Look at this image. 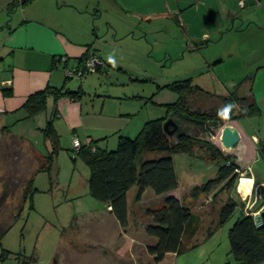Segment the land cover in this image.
<instances>
[{"label": "rangeland", "instance_id": "obj_1", "mask_svg": "<svg viewBox=\"0 0 264 264\" xmlns=\"http://www.w3.org/2000/svg\"><path fill=\"white\" fill-rule=\"evenodd\" d=\"M261 3L260 8L252 7L250 12L254 13L250 17L253 22H246L243 31L215 38L216 42L209 45H205V40L201 38H194L196 40H192L198 43V48L194 50L190 49L193 44L191 38H187L172 21L165 19L148 24L147 19L138 21L118 11L101 15L94 14L93 9L89 11L90 16L86 13L82 18L78 15L70 17L64 8L53 14L52 19L60 24L58 29L67 34L84 36L88 33L91 36L94 27L97 28L93 38L72 39L94 42L99 54L110 56L115 63L127 68L128 71H122L114 65L107 71L89 72L67 82L74 88L81 85L92 95L97 92L104 99L108 98L105 111L110 109V101L119 106L118 111L137 104L139 113L126 116L129 121L119 126L120 133L134 137L143 127L141 124L135 128V122L142 115L145 117L147 113L151 117L157 111L148 98L160 90L159 86L176 80L192 78L194 83L216 95H225L235 86L237 92L244 95L248 89L244 83L247 80L251 82L256 101L262 106L264 67L257 69L264 65V0ZM30 4L33 8L38 3ZM21 12L20 6L12 10V14L17 13V18L21 17ZM134 21L136 23L133 24ZM111 23L116 26L112 27ZM229 47L241 49L244 57L235 58L227 54L229 58L218 62V55ZM0 68L2 72V62ZM125 96L136 99L128 100ZM192 104L201 110L211 107L223 109L222 100L216 96H193ZM261 109L259 114L237 119L244 132L250 136L257 135L263 145L261 147L256 142L257 155L254 157L252 154L247 168L240 169V177L252 174L256 178L255 189L250 196L244 197L240 193L239 178L236 188L220 193L217 201L212 199L213 192L192 198L189 195L191 189L213 178L217 166L204 156V150L199 145L194 147L192 154L173 155L178 177L176 195L192 205L201 223L192 241L197 244L195 247L180 255L167 253L160 263L155 262L148 251L149 245L156 240L146 233L145 228L152 222L146 209L159 207L163 195H155L147 188L138 199L134 187L128 196L129 223L127 227H122L107 210V204L89 194L87 179L90 171L84 161L76 157L75 136L70 131L60 134L51 170L38 171L35 175L36 190L32 201L25 203L17 218L26 180L38 168L43 154L28 140H20L12 133H0V234L10 227L1 240L0 254L2 248L7 249L10 252L8 260L14 262L15 257L23 253L35 259L31 264H242L229 254L228 230L238 216L251 213L264 199V157L261 154L264 152V108ZM23 112L17 114L15 111L8 116L3 113L5 124L11 125L14 134L31 139L38 149L46 153L44 134L32 126L26 111ZM183 126L190 135L200 139L209 137L213 141L212 135L205 131L189 124ZM118 136L117 132L108 136L110 144L106 149L116 147ZM171 139L174 140V137L171 136ZM232 195L241 206L228 221L218 224L219 208ZM211 228L213 232L208 235L207 231Z\"/></svg>", "mask_w": 264, "mask_h": 264}, {"label": "trees", "instance_id": "obj_2", "mask_svg": "<svg viewBox=\"0 0 264 264\" xmlns=\"http://www.w3.org/2000/svg\"><path fill=\"white\" fill-rule=\"evenodd\" d=\"M30 1L14 0L11 7L14 9L18 4L23 6ZM197 44H191L190 49L194 50ZM93 54L89 46L88 50L77 58L76 67L84 66L86 60ZM53 60L56 63L61 59ZM67 63L68 60H65L64 68L68 67ZM100 69L101 66L96 71ZM69 79L72 78L66 76V80ZM159 88H167L178 96L175 102L166 105L164 117L148 120L134 137L120 136L114 149L101 148L97 146V140H92L88 144L81 143L76 152V157L81 158L90 171L89 194L95 199L105 202L122 227H127L129 223L128 192L133 187L137 190L136 197L138 199L147 188H150L155 195H163L159 207L146 209L147 216L152 218V222L145 228L146 233L156 240L154 244L149 245L148 251L154 256L157 263H160L167 253L180 255L189 248L195 247L197 244L192 241L196 237L201 223L200 217L193 212L189 202L169 194L178 187L173 155L192 154L194 147L199 145L204 150V156L217 166L216 175L213 178L191 189L189 195L192 198L213 192L212 199L217 201L220 193L225 190L233 191L240 178V166L236 162L235 154L224 153L209 137L200 139L190 135L183 125H192L211 136L219 126L227 121H236L240 117L259 114L262 111L252 87L245 95H240L237 92V86L225 95H216L194 83L192 78H186L167 83ZM3 91L6 95L11 94V91L7 89ZM82 93L81 88L71 91L66 85L61 87L47 85L43 89L29 94L22 105L27 117L45 112L50 101L53 103V109L42 128L45 140L50 142V149L43 153V159H41L38 168L26 180L23 202L17 218L21 215L25 203L32 201L36 190L34 187L35 175L38 171L49 172L55 160L60 140V134L55 128V120L59 113V100L64 97L78 99ZM193 96H216L222 100L223 109L217 107L204 110L195 108L192 104ZM169 118L178 125L173 135H169L164 129V123ZM0 133H12L10 126L0 127ZM171 136L174 137V140L171 139ZM19 139L23 138L19 137ZM259 145L263 147L261 141H259ZM261 154L264 157V152ZM76 157L74 158L76 159ZM240 206L241 204L233 195L229 197L219 208L216 219L218 224L228 221ZM253 211L257 213H252ZM9 229L10 227L0 234V247L1 240ZM212 232L213 228L208 229L207 234L210 235ZM228 239L229 254L236 260L242 264H264V199L255 209L251 210V213L238 216L228 230ZM9 253L7 249H1L2 264H31L35 261L32 256L23 253L18 254L14 262L9 261ZM226 264L231 263L226 262Z\"/></svg>", "mask_w": 264, "mask_h": 264}, {"label": "crops", "instance_id": "obj_3", "mask_svg": "<svg viewBox=\"0 0 264 264\" xmlns=\"http://www.w3.org/2000/svg\"><path fill=\"white\" fill-rule=\"evenodd\" d=\"M13 1L0 0V62L3 63L2 69H4L0 72V127L10 126L11 128V125L5 124L3 113L7 114L6 116H8V113H14L15 111H17V114H24L25 112L23 111L25 110L22 109V105L28 95L43 89L47 85L53 87L66 85L71 91L81 88L83 93L78 99L64 97L59 100V113L55 120V128L59 134L70 131L82 144L97 140V146L105 149L107 144H110L108 142L110 134L117 132L119 134L118 139L122 135L129 136L126 133H120L121 129H119V126L121 123L129 121L126 116L139 113L138 105L126 106L124 110L118 111L119 106L110 101V109L105 111L104 107L108 98L104 99V96L97 92L92 95L90 91H86L81 85L76 88L69 85L66 80L64 61L68 60L67 66L69 68L75 67L77 58L85 53L90 46L91 52L94 53L93 55L99 56L103 61L99 72L103 69L107 71L114 65L118 66L119 70H128L121 63H115L110 56L99 54L100 52L96 49L94 42L72 39L93 38V35L96 36L97 34V28L95 29L94 27L91 36L88 33L84 36L67 34L58 29L60 24L56 23L52 16L64 8L70 17L78 15L77 17L82 18L86 13L90 16L89 11L93 9L94 14L100 13L101 15L105 12L118 11L126 16H133L137 20L147 19L148 24H152L154 20L165 19L176 24L178 29H182L188 36L187 38H191V40L201 38L205 40V45H209L210 42H216L215 38H224L226 35L243 31L246 22H253L250 17L254 13L250 12L253 9L252 7L260 8L262 6V0H31L25 4V7L18 4L22 8V12L21 17L17 18V13L12 14L13 7H11V3ZM33 2L38 4L36 7L34 4L32 8L30 3ZM60 2L62 3L61 5ZM5 12L8 14H5ZM8 16H10L9 19ZM148 18L150 19L148 20ZM134 23L136 22L134 21ZM93 24L95 26V22ZM111 25L112 27L116 26L113 23ZM211 38H214L213 41H210ZM193 40V44H196ZM235 49L233 50V48L229 47L227 48L228 51H221L217 61L221 63L223 58H229L227 54L235 58L244 57L241 49ZM58 58L61 60L55 63L53 59L57 60ZM263 67L264 65H260L257 69ZM9 81L10 84H8ZM244 83L248 86V89H246L248 92L251 82L248 83L246 80ZM239 85L241 84L239 83ZM4 89L11 91V94L6 95L3 91ZM159 89L162 91L158 90L151 95L152 97H149L151 98V104L157 107V111L152 113L151 117L147 113L145 117L142 115L135 122L137 124L135 128H139L141 124L143 126L148 120L164 117L166 115V105L177 100L178 96L175 92L167 88ZM243 94L245 95L246 93ZM107 97L110 96L108 95ZM118 98L121 97L118 96ZM124 98L128 100L136 99L129 96ZM145 103L150 106L147 101ZM258 105L261 108L264 107V101L262 106ZM52 109L53 103L50 101L45 112L28 117L32 126L34 125L38 131L42 132V128L50 117ZM235 123L239 133L252 143V154L255 157L257 155L255 145L256 142L261 141L260 138L255 134L250 136L244 132L238 120ZM12 134L22 137L26 141L28 140L38 152L43 154V151L38 149L31 139L13 132ZM103 143L105 144L104 146ZM44 144L46 149H50L49 140H45ZM249 164L248 162L244 167L239 165L240 169L247 168ZM249 176L253 178L252 194L255 189L256 178L252 174ZM177 188L169 194L178 197L176 195ZM107 210L110 212L108 205ZM252 213L257 212L253 211ZM114 220L117 222L115 217Z\"/></svg>", "mask_w": 264, "mask_h": 264}, {"label": "bare ground", "instance_id": "obj_4", "mask_svg": "<svg viewBox=\"0 0 264 264\" xmlns=\"http://www.w3.org/2000/svg\"><path fill=\"white\" fill-rule=\"evenodd\" d=\"M225 126H229L231 129L236 130L237 125L235 121H227L224 125L220 126L215 133L212 135L213 141L218 144L224 152L235 153L237 156V163L244 167L249 162L252 156V143L244 135L240 133V140L238 145L232 148H223L222 147V131ZM238 130V129H237ZM239 190L244 197H248L253 189V178L250 176L243 175L239 179Z\"/></svg>", "mask_w": 264, "mask_h": 264}, {"label": "built area", "instance_id": "obj_5", "mask_svg": "<svg viewBox=\"0 0 264 264\" xmlns=\"http://www.w3.org/2000/svg\"><path fill=\"white\" fill-rule=\"evenodd\" d=\"M21 1V0H18ZM103 65L102 59L97 55H92L89 57L84 66L80 67H66L65 68V75L67 77H78L81 78L84 74L96 71L98 67ZM10 84V81L8 82ZM73 144L76 149H79L81 146V142L78 138H73Z\"/></svg>", "mask_w": 264, "mask_h": 264}, {"label": "water", "instance_id": "obj_6", "mask_svg": "<svg viewBox=\"0 0 264 264\" xmlns=\"http://www.w3.org/2000/svg\"><path fill=\"white\" fill-rule=\"evenodd\" d=\"M172 126V128H170ZM178 128V125L171 118L167 119L164 123V129L169 135H173ZM239 131L231 129L229 126H225L222 131V147L223 148H232L238 144L240 140ZM217 147L223 151V149L217 144ZM224 152V151H223ZM227 153V152H225Z\"/></svg>", "mask_w": 264, "mask_h": 264}]
</instances>
